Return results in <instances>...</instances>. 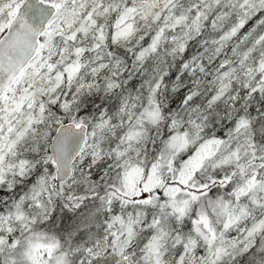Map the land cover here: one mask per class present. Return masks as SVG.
Returning <instances> with one entry per match:
<instances>
[{
  "label": "snow or ice",
  "instance_id": "snow-or-ice-1",
  "mask_svg": "<svg viewBox=\"0 0 264 264\" xmlns=\"http://www.w3.org/2000/svg\"><path fill=\"white\" fill-rule=\"evenodd\" d=\"M0 264H264V0H0Z\"/></svg>",
  "mask_w": 264,
  "mask_h": 264
},
{
  "label": "trees",
  "instance_id": "trees-1",
  "mask_svg": "<svg viewBox=\"0 0 264 264\" xmlns=\"http://www.w3.org/2000/svg\"><path fill=\"white\" fill-rule=\"evenodd\" d=\"M5 193H3V192H0V195H4Z\"/></svg>",
  "mask_w": 264,
  "mask_h": 264
}]
</instances>
